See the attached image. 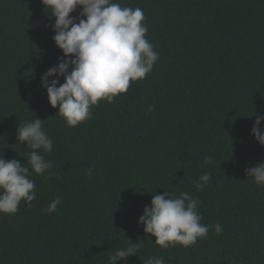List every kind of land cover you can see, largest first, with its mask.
<instances>
[{
    "label": "trees",
    "instance_id": "1",
    "mask_svg": "<svg viewBox=\"0 0 264 264\" xmlns=\"http://www.w3.org/2000/svg\"><path fill=\"white\" fill-rule=\"evenodd\" d=\"M113 2L143 10L159 59L127 93L100 100L90 119L69 127L41 87L63 56L51 9L0 0V158L27 164L32 149L16 134L36 116L53 140L44 154L52 167L30 176L31 207L0 214V264H108L133 243L136 255L117 264H264V186L246 176L264 162L252 134L264 116V0ZM204 173L210 182L197 191ZM165 191L198 199L207 238L163 249L145 235L139 217ZM57 196V210L46 214Z\"/></svg>",
    "mask_w": 264,
    "mask_h": 264
},
{
    "label": "clouds",
    "instance_id": "2",
    "mask_svg": "<svg viewBox=\"0 0 264 264\" xmlns=\"http://www.w3.org/2000/svg\"><path fill=\"white\" fill-rule=\"evenodd\" d=\"M41 3L51 9L48 12L55 18L51 25L55 33L53 40L63 53L58 64L41 76V87L46 89L51 107H58V115L69 127L90 119L91 108L100 100L112 103L115 97L127 93L130 82L146 78L159 59L146 39L148 28L139 7H121L113 0H41ZM78 7L82 9L79 15L72 16ZM60 78L64 79L63 84H60ZM261 121L264 116L257 115L252 134L264 146ZM43 122L36 116L35 120L18 126L17 143L23 145L26 142L27 148L32 149L24 157L26 165L17 159L0 158V214L17 213L21 202L31 207L36 191L35 181L30 176L33 172L43 175L52 167L44 154L52 152L53 140L44 131ZM93 171L88 169L85 174L90 178ZM246 176L264 186V162L247 168ZM209 182L210 173L202 174L195 185L197 191ZM61 199L57 196L43 211L46 214L55 212ZM199 203L187 192L179 197L166 191L155 194L138 222L146 236L155 237V244L160 248L177 245L188 248L198 239L207 238L209 233L210 226L200 222ZM222 231V225L217 223L216 234ZM138 249V243L127 249H118L109 257L108 264L127 261L136 255ZM146 264H165V261L163 257H150Z\"/></svg>",
    "mask_w": 264,
    "mask_h": 264
}]
</instances>
